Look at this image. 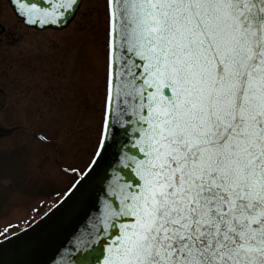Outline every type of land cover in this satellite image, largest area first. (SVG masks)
I'll list each match as a JSON object with an SVG mask.
<instances>
[{
  "label": "snow or ice",
  "instance_id": "obj_1",
  "mask_svg": "<svg viewBox=\"0 0 264 264\" xmlns=\"http://www.w3.org/2000/svg\"><path fill=\"white\" fill-rule=\"evenodd\" d=\"M9 2L55 33L82 0ZM98 170L61 264H264V0H107L103 120L74 189Z\"/></svg>",
  "mask_w": 264,
  "mask_h": 264
},
{
  "label": "rangeland",
  "instance_id": "obj_2",
  "mask_svg": "<svg viewBox=\"0 0 264 264\" xmlns=\"http://www.w3.org/2000/svg\"><path fill=\"white\" fill-rule=\"evenodd\" d=\"M70 33L73 34V125H59L58 131L63 129L61 140L57 138L60 145L53 141L42 143L34 137L36 142L26 148L22 143L25 139L18 142L17 136L11 143H0V232L30 217L38 202L47 200L53 193L61 194L74 175L60 171V167L80 172L94 150L104 98L105 0H83L71 26L61 31L62 36ZM46 35L49 38V33ZM66 82L63 81L62 87ZM64 109L62 103L61 111ZM65 112L68 114L67 109ZM6 147H13V153H7ZM26 158L34 165L32 168Z\"/></svg>",
  "mask_w": 264,
  "mask_h": 264
},
{
  "label": "flooded vegetation",
  "instance_id": "obj_3",
  "mask_svg": "<svg viewBox=\"0 0 264 264\" xmlns=\"http://www.w3.org/2000/svg\"><path fill=\"white\" fill-rule=\"evenodd\" d=\"M0 27L7 37L0 44V132H11L0 136V143H11L17 136L18 142L25 139L22 143L28 148L36 142L34 137L42 142L46 135L49 142L60 145L57 138L61 140L63 129L58 131L59 125H73V34L26 27L7 0H0ZM62 103L68 114L66 109L61 111ZM13 149L5 150L11 154ZM49 204L43 203L42 208ZM39 209L21 223H29L44 211Z\"/></svg>",
  "mask_w": 264,
  "mask_h": 264
},
{
  "label": "water",
  "instance_id": "obj_4",
  "mask_svg": "<svg viewBox=\"0 0 264 264\" xmlns=\"http://www.w3.org/2000/svg\"><path fill=\"white\" fill-rule=\"evenodd\" d=\"M101 182V170H98L78 190L72 186L61 201L34 224L1 240L0 264H61V257L67 255L76 242L85 213L92 207ZM73 190L75 195L69 199L68 194Z\"/></svg>",
  "mask_w": 264,
  "mask_h": 264
},
{
  "label": "bare ground",
  "instance_id": "obj_5",
  "mask_svg": "<svg viewBox=\"0 0 264 264\" xmlns=\"http://www.w3.org/2000/svg\"><path fill=\"white\" fill-rule=\"evenodd\" d=\"M105 94V93H104ZM94 151V150H93ZM91 158V157H90ZM90 160V159H89Z\"/></svg>",
  "mask_w": 264,
  "mask_h": 264
}]
</instances>
